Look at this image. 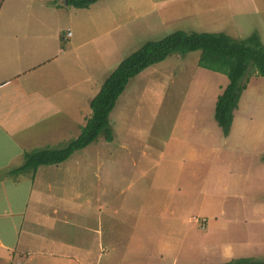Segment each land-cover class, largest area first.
Here are the masks:
<instances>
[{
    "label": "rangeland",
    "instance_id": "obj_1",
    "mask_svg": "<svg viewBox=\"0 0 264 264\" xmlns=\"http://www.w3.org/2000/svg\"><path fill=\"white\" fill-rule=\"evenodd\" d=\"M15 2L0 7L14 4L29 20L40 18L29 16L28 0ZM108 6L117 24L136 20L126 27L131 35L123 29L113 34L118 47L111 53L113 63L177 31L225 33L237 40L256 33L264 44V0H113ZM200 55L175 54L132 79L110 121L114 142L106 141L103 132L83 150L84 155H101L110 168L101 172L105 189L96 196L102 203L99 211L97 206L88 211L87 225L84 216L73 219L68 213L70 222L83 226L67 225L59 233L67 243L93 246L80 257L89 264L264 261V79L250 69L226 138L215 120L214 96L229 80L201 68ZM115 114H121L120 123ZM92 158L90 168L84 164L85 188L98 172L99 160ZM198 162L207 166L200 169ZM193 169L200 172L190 177ZM110 225L116 238L107 241ZM124 247L143 255L135 259ZM71 251L68 255L76 250ZM64 263L78 264L70 257Z\"/></svg>",
    "mask_w": 264,
    "mask_h": 264
},
{
    "label": "crops",
    "instance_id": "obj_2",
    "mask_svg": "<svg viewBox=\"0 0 264 264\" xmlns=\"http://www.w3.org/2000/svg\"><path fill=\"white\" fill-rule=\"evenodd\" d=\"M15 1L18 6L19 0ZM110 1L77 9L67 0H28L29 16L40 17L36 22L22 15L14 4L6 10L0 7V264H54L59 261L56 259L65 264L69 257L78 264H89L80 257L82 252L93 251V246L86 249L77 240L75 245L67 243L59 232L67 225L76 229L83 226L82 221L70 222L68 213L73 219L74 215L84 216L87 225L92 218L88 211L96 206L99 211L102 200L96 195L105 189L102 183L106 182L101 172L110 169L101 155L78 151L65 163L40 167L34 178L30 173L14 176L11 172L23 165L26 153L61 149L77 139L92 116L91 101L127 58L112 62L113 48L118 47L111 39L121 29L131 35L126 27L136 20L125 25L114 22ZM6 3L0 0V6ZM35 4L37 9L32 7ZM129 87L130 83L123 95ZM221 90L219 87L214 96L216 103ZM121 119V114H115L116 122ZM92 157L99 160L98 172L96 180L85 188L84 164L90 168ZM206 166L197 163L200 169ZM198 172L193 169L189 175ZM108 198L115 201L114 196ZM69 205L71 210H67ZM83 208L86 214L79 213ZM108 234L107 241L116 238L112 225ZM123 249L135 259L143 255ZM70 250L72 255H68Z\"/></svg>",
    "mask_w": 264,
    "mask_h": 264
},
{
    "label": "trees",
    "instance_id": "obj_3",
    "mask_svg": "<svg viewBox=\"0 0 264 264\" xmlns=\"http://www.w3.org/2000/svg\"><path fill=\"white\" fill-rule=\"evenodd\" d=\"M99 1L67 0V3L77 9H88ZM193 52L201 53L198 61L201 68L224 74L229 80L215 108V120L223 135L229 137L234 113L239 109L240 99L247 90L246 81L250 69L253 68L264 79V44L256 33L245 40H237L225 33L177 31L160 41L143 44L119 64L91 101L92 116L77 139L61 149L46 148L26 153L23 165L11 174L17 176L30 173L34 178L40 167L64 163L76 152L93 144L103 132H106V141L112 142L114 135L110 129V115L130 81L175 54L187 55ZM221 264H264V261L240 257Z\"/></svg>",
    "mask_w": 264,
    "mask_h": 264
},
{
    "label": "built area",
    "instance_id": "obj_4",
    "mask_svg": "<svg viewBox=\"0 0 264 264\" xmlns=\"http://www.w3.org/2000/svg\"><path fill=\"white\" fill-rule=\"evenodd\" d=\"M206 222V221H205Z\"/></svg>",
    "mask_w": 264,
    "mask_h": 264
}]
</instances>
